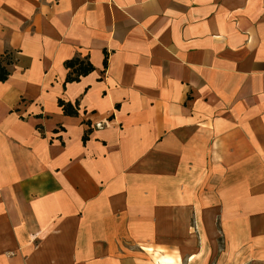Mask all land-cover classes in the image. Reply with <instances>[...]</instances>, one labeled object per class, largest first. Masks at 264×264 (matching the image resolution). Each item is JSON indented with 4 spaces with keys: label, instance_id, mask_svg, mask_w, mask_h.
I'll use <instances>...</instances> for the list:
<instances>
[{
    "label": "crops",
    "instance_id": "obj_1",
    "mask_svg": "<svg viewBox=\"0 0 264 264\" xmlns=\"http://www.w3.org/2000/svg\"><path fill=\"white\" fill-rule=\"evenodd\" d=\"M9 52L0 264H264V0H0Z\"/></svg>",
    "mask_w": 264,
    "mask_h": 264
},
{
    "label": "trees",
    "instance_id": "obj_2",
    "mask_svg": "<svg viewBox=\"0 0 264 264\" xmlns=\"http://www.w3.org/2000/svg\"><path fill=\"white\" fill-rule=\"evenodd\" d=\"M13 53H5L0 55V81L7 79L9 75V70L7 65L13 63ZM107 66V53L104 54L103 67ZM64 67L67 69V74L65 77V82L78 81L81 76H85L93 70V65L90 63L88 57L75 56L71 59L64 61ZM58 105L62 108L63 113L66 115H75L77 113L74 105L63 100H58ZM90 131L87 130L84 133L83 140L87 138V134Z\"/></svg>",
    "mask_w": 264,
    "mask_h": 264
},
{
    "label": "rangeland",
    "instance_id": "obj_3",
    "mask_svg": "<svg viewBox=\"0 0 264 264\" xmlns=\"http://www.w3.org/2000/svg\"><path fill=\"white\" fill-rule=\"evenodd\" d=\"M219 229V228H218ZM192 233H194L195 235H197L198 236V228H196V227H193L192 229ZM220 230H223V229H220ZM219 230V231H220ZM218 236H219V239H218V247H219V249H220V252H222L221 250H223V248H225V244H224V241H223V237L221 238V236H222V234H218ZM148 249V248H147ZM148 250H150V249H148ZM183 262V260H180L179 262Z\"/></svg>",
    "mask_w": 264,
    "mask_h": 264
},
{
    "label": "built area",
    "instance_id": "obj_4",
    "mask_svg": "<svg viewBox=\"0 0 264 264\" xmlns=\"http://www.w3.org/2000/svg\"><path fill=\"white\" fill-rule=\"evenodd\" d=\"M99 126V125H98Z\"/></svg>",
    "mask_w": 264,
    "mask_h": 264
}]
</instances>
